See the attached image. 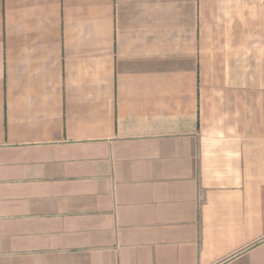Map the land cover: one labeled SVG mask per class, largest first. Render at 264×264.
I'll return each mask as SVG.
<instances>
[{"label": "crops", "instance_id": "crops-1", "mask_svg": "<svg viewBox=\"0 0 264 264\" xmlns=\"http://www.w3.org/2000/svg\"><path fill=\"white\" fill-rule=\"evenodd\" d=\"M0 264H264V0H0Z\"/></svg>", "mask_w": 264, "mask_h": 264}]
</instances>
